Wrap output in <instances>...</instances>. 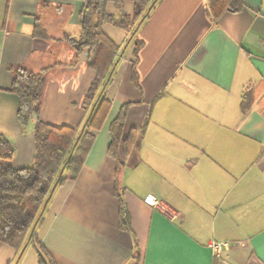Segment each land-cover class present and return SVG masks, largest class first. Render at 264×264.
<instances>
[{
	"label": "crops",
	"instance_id": "0c3cea01",
	"mask_svg": "<svg viewBox=\"0 0 264 264\" xmlns=\"http://www.w3.org/2000/svg\"><path fill=\"white\" fill-rule=\"evenodd\" d=\"M83 9L82 0H0V136L15 169L34 158L32 124L19 125L7 91L18 69L48 68L41 121L81 129L87 118L94 72L87 51L64 39L79 38ZM105 13L130 16L133 4L108 2ZM102 31L118 47L103 90L111 107L77 177L43 207L39 241L56 264H264V0L215 22L207 0H157L135 33L137 57L127 31ZM124 106L125 133L136 135L117 169L109 128ZM209 241L228 246L213 257ZM16 259L0 243V264H37L35 247L27 240Z\"/></svg>",
	"mask_w": 264,
	"mask_h": 264
},
{
	"label": "trees",
	"instance_id": "16d2710c",
	"mask_svg": "<svg viewBox=\"0 0 264 264\" xmlns=\"http://www.w3.org/2000/svg\"><path fill=\"white\" fill-rule=\"evenodd\" d=\"M82 1L84 11L79 19V38L64 39L77 54L83 51L88 53V66L94 72V79L81 107L88 116L95 102L96 104L78 140L80 128L55 127L40 119L48 68L39 72L18 69L7 90L18 98L16 116L19 125L25 128L32 124L34 138L32 164L15 169L11 165L14 146L7 138L0 136V243L15 251L16 261L19 260L23 246L28 240L36 249L37 264H56L39 241L35 228L42 219L43 205L57 179L56 186L77 177L93 144L95 133L103 126L111 107L104 91L98 100L97 97L114 65L118 47L103 33L102 26L109 24L127 31L134 44L133 54L137 57L142 42L136 39V32L133 33L135 26L144 16H148L147 12L156 3H153L154 0ZM124 1L133 4V13L130 16L122 14L113 17L105 13L108 2H112L116 8H121ZM244 7L245 0H207L208 14L213 22L225 12L238 13ZM91 17H95V22H90ZM131 79L137 85L134 71ZM250 100L251 92L247 91L241 102L243 112L249 108ZM126 110L127 106H124L109 128L108 155L116 161L117 169L125 166L124 159L136 135V131L131 129L125 133ZM118 218L122 229L130 228L127 208L120 199ZM33 227V233L30 235Z\"/></svg>",
	"mask_w": 264,
	"mask_h": 264
},
{
	"label": "water",
	"instance_id": "95a60500",
	"mask_svg": "<svg viewBox=\"0 0 264 264\" xmlns=\"http://www.w3.org/2000/svg\"><path fill=\"white\" fill-rule=\"evenodd\" d=\"M154 2H156V0H154L153 3H154ZM151 6H152V4H151ZM151 6L148 8V11L151 9ZM147 13H148V12H147ZM144 18H145V16H144V17L140 20V22L135 26V29H134V32H133V33H135V32L137 31V29H138L140 23L143 21ZM112 71H113V68H112V70L110 71V73H109V75H108V77H107V80L105 81V84L103 85L102 89L100 90V93H99V95H98V97H97V100H98V98L100 97V95L102 94V92H103V90H104L106 84L108 83ZM97 100H96V101H97ZM95 104H96V102H95ZM95 104L93 105V107H92L90 113L88 114L87 118L85 119V122H84L83 125L81 126V129H80L79 135H78V137H77V140H78V138L80 137V135H81V133H82V131H83V129H84V127H85V125H86L88 119L90 118L91 113H92V111H93V108H94ZM62 171H63V168L61 169V171H60V173H59V177L61 176ZM57 182H58V179H57V181L54 183V185H53V187H52V189H51V191H50V194H49L48 198L50 197L51 193L53 192V189H54V187L56 186ZM48 198H47V200H48ZM47 200L45 201L43 207H45V205H46V203H47ZM33 229H34V227L32 228V230H31V232H30V235H32V233H33Z\"/></svg>",
	"mask_w": 264,
	"mask_h": 264
},
{
	"label": "built area",
	"instance_id": "2783aa9c",
	"mask_svg": "<svg viewBox=\"0 0 264 264\" xmlns=\"http://www.w3.org/2000/svg\"><path fill=\"white\" fill-rule=\"evenodd\" d=\"M145 202L149 205H153V202L149 199H145ZM227 246L228 244L226 243L216 242V241H209L207 243V248L213 257H218L221 251L223 250V248H226Z\"/></svg>",
	"mask_w": 264,
	"mask_h": 264
}]
</instances>
